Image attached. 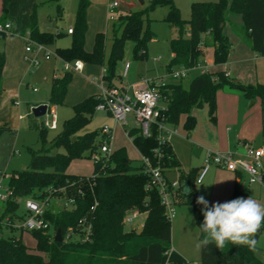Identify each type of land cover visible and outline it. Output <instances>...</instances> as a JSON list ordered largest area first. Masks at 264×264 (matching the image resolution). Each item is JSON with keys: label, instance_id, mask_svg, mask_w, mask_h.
I'll list each match as a JSON object with an SVG mask.
<instances>
[{"label": "trees", "instance_id": "16d2710c", "mask_svg": "<svg viewBox=\"0 0 264 264\" xmlns=\"http://www.w3.org/2000/svg\"><path fill=\"white\" fill-rule=\"evenodd\" d=\"M12 0H2V11L7 16ZM90 0H80L72 27V41L67 48H56V53L64 61L81 60L87 64L104 67V81L107 87H117L114 79L118 62L124 56L126 42H134V57L143 58L147 54V46L153 38L150 29L149 12L160 7H167L165 21L177 29V37L170 41L172 57L167 66V73L180 68H190L203 64V48L212 47L214 63L222 65L228 62L232 49L225 27L229 23V15H240L243 21L239 35L251 49L264 57V0H216L195 1L191 5L188 20L181 16L175 0H151L149 7L136 13L118 14L114 20V37L108 61H106V36L97 33L92 51H86L85 40L88 30L87 10ZM121 30L120 36L117 35ZM31 39L52 46L62 37V33L41 31L36 20V9L31 15L28 27ZM5 66V54L0 52V79ZM167 81L159 86L162 100L168 103L164 118L158 119L152 126L150 136L142 134L140 128L130 129L127 134L143 157L149 158L153 164H161L164 173L167 169L180 171L177 202L192 206L194 218L200 231L201 258L199 264H264L246 245L226 243L221 249L214 243L203 244L206 234L200 225L203 222L201 209L203 205L196 203L200 196L195 189L198 178L196 169L187 173L180 168L171 144H159V123L177 126L185 117L184 129L190 134L197 125L194 109L208 107V115L212 122L216 121L217 94L224 88L241 91L248 100L261 101L264 121V83L243 84L233 81L224 71L198 74L184 85V78ZM72 75L65 73L56 78L51 88L49 102L63 105ZM101 102L98 95H92L73 106L74 114L64 121L62 130L46 143L48 128L38 129L41 149L28 148L31 155L28 170L13 172L9 177V188L12 195L5 202L0 222L6 220L9 229H17L14 224L25 219L26 213H18L20 200L36 199L48 206L51 197L72 202V207L54 211L45 208L43 217L49 221L50 228L45 230L26 231L35 241V250L28 247L22 238L9 236L0 238V264H190L180 254L166 253L172 248V225L166 215L159 190L144 172L141 159H132L126 147H119L112 152L106 161L94 162V176L68 172L69 166L76 159L91 158L100 152L105 136L101 130L82 133L81 131L92 121L96 107ZM7 127H0V134ZM159 149L163 158L154 155ZM53 150H63L52 153ZM166 174V173H165ZM89 176V177H90ZM83 177V180L81 178ZM190 186L185 194L182 183ZM236 190L230 200L239 198ZM229 200V201H230ZM211 206V205H209ZM137 209L146 214L143 231L127 230L124 217L128 210ZM85 227H90L87 232ZM2 225L0 224V229ZM53 229V232H52ZM60 229L63 240H55L56 231ZM261 229L264 230V227ZM71 232L72 237L66 239ZM87 237V238H86Z\"/></svg>", "mask_w": 264, "mask_h": 264}, {"label": "crops", "instance_id": "0c3cea01", "mask_svg": "<svg viewBox=\"0 0 264 264\" xmlns=\"http://www.w3.org/2000/svg\"><path fill=\"white\" fill-rule=\"evenodd\" d=\"M139 1L142 5L145 4L144 0ZM35 2V0H12L5 21L11 23L12 33L9 35L0 34V52L5 54V66L0 79V124H21V120L24 119L26 114L22 112L25 105L29 110H32L39 105L49 103L54 80L62 78L67 72L71 73L72 80L67 89L63 105L56 106L58 123L61 114L68 116L74 105L92 95H98L101 86H107V82L103 79L105 69L102 66L83 62L82 71H65L63 68L64 60L60 57H53L47 60L41 56H39L40 64L37 67L31 66L25 58L27 56L32 57L33 55L26 52L27 42L24 35L28 30L31 15L34 9H36ZM97 2V0H90L87 10L88 30L85 40L86 51H92L96 34L103 33L104 29L109 25V0H106L103 4H98ZM121 6L132 8L135 5L132 2L126 3L123 0ZM0 7H2V0H0ZM119 13L120 10L118 11ZM0 24L3 23L0 21ZM242 24L243 21L240 15L232 13L229 15V23L225 27V33L229 37L232 49L227 63L216 65L214 63L213 48L205 46H202L204 53L202 61L206 65L207 55L209 50L212 49L211 60L213 66L216 68L215 72L224 71L233 81L243 84H262L264 83V57L258 56L251 49V46L239 35L238 32L241 30ZM72 27L73 25L67 28L57 27L54 31H41L54 34L62 33V37L54 45L49 46L53 51H56V48H67L70 46L72 34H68L67 31ZM64 37H70V42H66L65 40V42L59 45L58 41ZM206 66L208 67V65ZM209 72L212 73L214 71L209 70ZM167 75L169 76V74ZM120 82L121 84L116 86L130 90L127 84H123L122 80ZM152 82L155 86H158L162 82L166 83L167 81L162 77L158 81ZM34 89L37 90L34 91ZM257 100H254L252 104H256ZM248 101L239 90L227 87L218 92L216 121L212 122L213 124L207 123L206 111H204L202 115L206 124H197L190 134L185 131L186 134L181 136L189 147L187 152L191 163L188 167H184L182 163L180 141L174 140V134L171 135L169 140L171 150L175 158L180 162V168L183 172L187 173L191 169H196L199 174L204 168L208 152L232 151L236 156H242L245 151L244 144L246 142H251L254 146L258 144L256 147H264V121L261 101L259 100L260 111L255 117V113H251V110H247L246 108ZM7 108L15 112V119L12 120L9 115H6ZM206 109L208 112L207 106ZM196 111L193 112L195 117ZM183 119L185 120V117ZM167 127L170 130H176V133L179 134V131L174 126L167 125ZM117 148L119 147L113 148V150ZM141 158L142 155L140 154ZM212 167H216V172H214L216 192L212 199L208 201L209 205L215 202L223 203L229 201L236 190L240 194L239 198L247 199L251 196L257 202L264 205L260 200L263 199L262 190H264V184L249 183L248 176L244 171L230 172L215 165H212L208 169L204 178L211 171ZM165 173L170 181H178L180 178V171L178 169H167ZM6 175L10 176V174ZM197 183L199 182L197 181ZM195 189L202 196L200 186L196 183ZM178 204L180 203L176 205ZM144 215L146 217V214ZM142 226L143 224L140 225V228ZM260 230L261 233L264 231L263 229ZM261 233L258 234L257 241ZM172 248L188 262L185 251L175 244H172ZM256 255L260 256L257 253Z\"/></svg>", "mask_w": 264, "mask_h": 264}, {"label": "rangeland", "instance_id": "374dc122", "mask_svg": "<svg viewBox=\"0 0 264 264\" xmlns=\"http://www.w3.org/2000/svg\"><path fill=\"white\" fill-rule=\"evenodd\" d=\"M36 2V20L40 30L54 31L57 27L67 28L75 23L76 13L79 7L80 0H35ZM98 4L105 3L106 0H97ZM126 3H134L135 6L132 8L121 6L120 14L136 13L142 10H146L151 0H144L145 4L142 5L139 0H124ZM195 1H216V0H175V4L180 9L181 16L183 19L188 20L191 15V5ZM96 6V3H95ZM167 7H160L156 10L149 12L150 18V29L153 32V38L150 40L147 46V54L143 58L134 57V42L129 40L126 42L124 56L118 62L117 66V77L114 79V84H127L132 90V87L141 85L146 81H158L160 78H164L166 81H170V77L167 75V66L171 59L170 41L176 38L178 33L177 29L171 27L166 21L165 17L167 15ZM8 15V14H7ZM0 21L5 23L6 16H4L2 7H0ZM114 21H109V25L104 29V34L106 36V56L105 59L108 61L112 38L114 37ZM28 31V30H27ZM121 30H118L117 35L120 36ZM69 38H62L58 41L59 45L63 42L69 41ZM2 40V39H1ZM212 49L206 58V65L210 71L216 70L212 63ZM159 59V60H155ZM105 69V68H104ZM106 70V69H105ZM199 70L192 72L188 77L184 78V85L188 86L189 82L199 74ZM134 83V84H133ZM254 100H249L247 103V110H251V113L255 115L260 111L259 100L256 104H252ZM64 108V107H63ZM25 105L22 112L25 114L21 124H0V127H7L0 134V171L6 174H12L13 172H21L28 170L30 167L31 155L28 148L32 147L35 150L41 149V142L38 139V129L43 127L44 117H35L32 110H29ZM70 110V109H69ZM196 111L197 124H206L203 119L202 113L206 111V122L212 123L208 115L206 106L194 109ZM74 111L70 110V114L66 116L61 114L59 117L58 128L56 130H47L46 133V143L49 145L50 140L62 130V125L66 119L73 116ZM6 115H9L11 119H15V112L10 108H7ZM128 125L121 126L116 122L115 118L104 111H96L92 121L81 131L82 133L90 132L93 130H101L104 126L114 129V137L112 148L124 146L127 149L128 155L136 160H140V153L138 149L134 146L132 140L128 137L127 132L137 127L134 117L128 115ZM184 119L182 118L180 124L174 126L178 131L173 136L174 140H178L181 143V155L182 163L184 167L190 165V156L188 154V145L182 139V135L186 134L184 129ZM249 121V120H245ZM250 123V122H249ZM213 124V123H212ZM263 124V123H262ZM261 137V136H260ZM260 139V138H259ZM251 143V142H250ZM258 143V142H257ZM258 145V144H257ZM256 145V146H257ZM57 151L62 152L63 150H53L52 153ZM94 169V159L83 158L74 160L69 166L68 172L81 176H90ZM214 172H216V167H212L211 171L204 178L203 183L206 185H200L202 191V196L207 201H210L215 194V177ZM9 177L3 179L4 188H8ZM196 184L199 186V183ZM1 193H4L2 190ZM262 195L264 199V190H262ZM260 199L262 203L264 200ZM20 209L18 211L21 214L24 210V200H20ZM66 203L64 199L58 197H51L48 206L45 208H51L54 211L65 208ZM72 207V205H69ZM5 202L0 199V218L4 212ZM177 214L171 218L172 225V244L178 245L187 255V260L190 264H199L201 258V242H200V231L196 224L192 206L186 203H180L175 206ZM145 215L141 213L132 223L125 225L127 230L139 231L141 224H144ZM2 228L0 229V238H7L9 236L20 237L22 235L24 243L35 250L36 241L27 232L22 233L20 229H9L6 225V220L4 219L0 222ZM53 232V229H52ZM260 238L257 241V246L255 252L261 256L262 262H264V231L260 234ZM198 245H200L198 247ZM255 253V254H256Z\"/></svg>", "mask_w": 264, "mask_h": 264}, {"label": "built area", "instance_id": "2783aa9c", "mask_svg": "<svg viewBox=\"0 0 264 264\" xmlns=\"http://www.w3.org/2000/svg\"><path fill=\"white\" fill-rule=\"evenodd\" d=\"M123 0H109L108 2V19L114 21L118 16V9L121 7ZM68 34H73V29H68ZM12 33V25L9 22L0 24V34L9 35ZM25 39L27 42L26 52L32 54V57L27 56L25 59L29 61L31 66L37 67L40 64L39 56L44 59H51L53 57H59L56 51H53L49 46L39 43L30 37V32L25 33ZM83 62L81 60H75L74 62L64 61L63 68L65 71H82ZM194 70H199L200 74L209 73L208 67L204 64H198L197 66L190 68H180L173 70L169 77L174 79L186 78ZM105 72V70H104ZM226 73V72H225ZM228 76V74L226 73ZM161 83L160 85H164ZM155 86L152 81H146L145 83L132 87V90H125L124 88L101 86L98 96L101 98V102L97 105V111H104L113 116L117 123L121 126L128 125V115L134 117V121L138 128L141 129L142 134L146 137L150 136L153 124L160 118H164V113L168 110V103L162 100L161 93L159 92V86ZM37 89H34L36 91ZM18 104V102H17ZM46 113L43 115L44 120L42 122L43 127L50 130H56L58 128L57 110L56 105L50 102L46 104ZM159 144L166 145L170 141L171 135L176 133V130H170L167 124L164 122L158 125ZM102 134L105 136L103 145L100 147V152L93 155L94 162H102V165L106 166V161L114 151L112 148L114 130L110 127L104 126L102 128ZM244 154L242 156H236L232 151L225 152H208L205 165L198 177L203 173L204 175L208 169L212 166H218L230 172H237L239 170L244 171L248 176V181L251 184H264V147H256L250 142L244 144ZM154 155L159 157V160L163 158V154L159 149H155ZM144 164V172L149 175L151 182L159 190L162 204L165 206L166 215L171 220L176 215V202L178 190L181 184L178 181H170L161 164H153L149 158H141ZM5 173L0 171V199L4 202L12 195V190L6 189L3 186V179L7 177ZM10 177V176H8ZM94 176H88L86 179L89 181ZM83 180V177L81 178ZM198 181V178H197ZM4 193H1V191ZM26 217L23 221L17 222L14 226L18 229H24L26 231L32 230H45L50 228V223L43 215L46 207V203L36 199L24 200ZM73 201L66 203V206L72 204ZM141 213L137 209L128 210L124 217V224L132 223ZM86 231H90V227H85ZM72 237L71 232L66 235V239ZM87 238V237H86ZM173 252V248L166 253L169 257ZM167 264H172L167 260Z\"/></svg>", "mask_w": 264, "mask_h": 264}, {"label": "clouds", "instance_id": "9594fccd", "mask_svg": "<svg viewBox=\"0 0 264 264\" xmlns=\"http://www.w3.org/2000/svg\"><path fill=\"white\" fill-rule=\"evenodd\" d=\"M203 180L202 173L198 177L199 186H206ZM196 203L203 205V222L199 227L206 234L204 245L214 243L221 249L230 242L256 250L257 240L253 237L264 227V205L251 196L247 199L240 197L223 203L215 202L211 206L204 196H199Z\"/></svg>", "mask_w": 264, "mask_h": 264}, {"label": "water", "instance_id": "95a60500", "mask_svg": "<svg viewBox=\"0 0 264 264\" xmlns=\"http://www.w3.org/2000/svg\"><path fill=\"white\" fill-rule=\"evenodd\" d=\"M46 109H47V105L42 104V105H39V106L33 108L32 113L35 117H41L46 113ZM183 191L185 194L189 193V191H190L189 190V184L186 181L183 182ZM142 231H143V228L138 231V234H141ZM259 233H261V230H259L258 233L254 236V239L257 240ZM55 240L58 242H61L63 240V235H62V232L60 229H58L56 231Z\"/></svg>", "mask_w": 264, "mask_h": 264}]
</instances>
